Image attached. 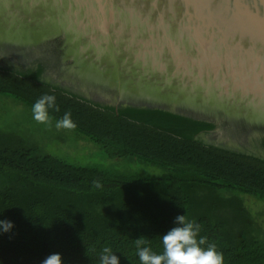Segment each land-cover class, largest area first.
Wrapping results in <instances>:
<instances>
[{"label":"trees","instance_id":"obj_1","mask_svg":"<svg viewBox=\"0 0 264 264\" xmlns=\"http://www.w3.org/2000/svg\"><path fill=\"white\" fill-rule=\"evenodd\" d=\"M36 76L0 70V96L32 109L54 95L59 111L49 109V119L71 112L76 127L66 130L91 142L104 163H71L0 128V221L14 225L0 229V264H42L52 254L62 264H100L104 247L119 264H141L135 240L161 254L162 235L180 215L199 225L197 239L215 244L223 264H264V226L242 199L264 203V160L194 139L213 124L103 108Z\"/></svg>","mask_w":264,"mask_h":264},{"label":"water","instance_id":"obj_2","mask_svg":"<svg viewBox=\"0 0 264 264\" xmlns=\"http://www.w3.org/2000/svg\"><path fill=\"white\" fill-rule=\"evenodd\" d=\"M0 70L213 124L194 139L264 160V0H0Z\"/></svg>","mask_w":264,"mask_h":264},{"label":"clouds","instance_id":"obj_3","mask_svg":"<svg viewBox=\"0 0 264 264\" xmlns=\"http://www.w3.org/2000/svg\"><path fill=\"white\" fill-rule=\"evenodd\" d=\"M55 108L56 97L44 94L33 104V118L39 123L49 121V109ZM57 129H73L76 127L71 118V112H66L56 122ZM96 187H100L96 182ZM176 227L162 235L163 252L156 254L146 247L147 241L141 237L135 240L136 251L141 264H223V255L216 249L215 244H207L206 237L197 239L200 227L194 221H188L185 215L176 217ZM14 227L11 221H0V229L4 232ZM42 264H62L60 254H52L43 260ZM100 264H119L118 257L110 247H104L100 254Z\"/></svg>","mask_w":264,"mask_h":264},{"label":"rangeland","instance_id":"obj_4","mask_svg":"<svg viewBox=\"0 0 264 264\" xmlns=\"http://www.w3.org/2000/svg\"><path fill=\"white\" fill-rule=\"evenodd\" d=\"M55 125L56 123L50 119L47 123L35 121L32 109L21 105L18 101L0 96V128L19 131L31 142L42 144L48 154L64 158L71 163L82 165L104 163L102 153L98 149L95 151L91 142H79L76 133L57 129ZM145 172L154 174L160 170L149 167ZM242 199L245 206L258 216L264 226V203L246 195L242 196Z\"/></svg>","mask_w":264,"mask_h":264},{"label":"flooded vegetation","instance_id":"obj_5","mask_svg":"<svg viewBox=\"0 0 264 264\" xmlns=\"http://www.w3.org/2000/svg\"><path fill=\"white\" fill-rule=\"evenodd\" d=\"M260 138H261V139H260ZM263 139H264V138H263L262 136H259L258 139L255 138V137H254V138L252 137V139H251V141H250L249 144H251V143H252V144H253V143H254V144H257V145L259 146L260 149L264 150V143H261V141H262ZM246 144H247V143H246ZM249 147H250V145H249ZM249 147H246V149H247V150H250ZM260 149H259V150H260ZM260 154H264V151H260Z\"/></svg>","mask_w":264,"mask_h":264}]
</instances>
